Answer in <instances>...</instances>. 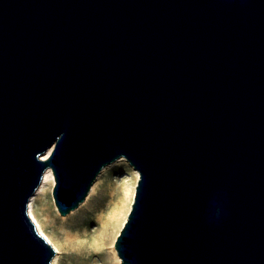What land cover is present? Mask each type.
<instances>
[{
	"label": "water",
	"instance_id": "water-1",
	"mask_svg": "<svg viewBox=\"0 0 264 264\" xmlns=\"http://www.w3.org/2000/svg\"><path fill=\"white\" fill-rule=\"evenodd\" d=\"M120 158L122 264H264V0H0V264H52L47 170L65 216Z\"/></svg>",
	"mask_w": 264,
	"mask_h": 264
},
{
	"label": "rangeland",
	"instance_id": "rangeland-1",
	"mask_svg": "<svg viewBox=\"0 0 264 264\" xmlns=\"http://www.w3.org/2000/svg\"><path fill=\"white\" fill-rule=\"evenodd\" d=\"M52 149H50L49 152H51ZM48 156L49 155H47V157ZM45 157L46 156H43V159ZM135 171L136 170L125 158H120L116 162L110 164L104 168L102 173L97 178V181L93 186L95 187L94 193L92 195H88V197L90 196L88 203L85 204L88 199L87 197V199L77 209L65 216H61L55 206L53 198L54 185L47 186L43 191L39 192L41 184L31 198H35L33 205L34 212L40 223L43 225L44 230L49 236H51L53 241L67 247L65 240L66 232L71 230L77 231L79 229L83 231V228L86 227L88 230V233L86 234L87 238H83L77 242V244H81V241H84L85 244L84 246H77L76 249L86 247L87 243L91 246L90 243H93L95 237L102 232V222L106 221L114 204L117 203L119 198L122 196V189L125 183H135ZM72 214L76 216L72 217L74 216ZM98 217L101 220H98ZM82 219H90L92 222L84 226V224L82 225ZM120 230L121 229H119V231ZM73 250H75V248H73L72 251ZM67 253L68 251L66 249L61 250L60 264H112L109 255V248H105V250L101 252V257L93 258L90 261H86L81 257L76 259L67 258Z\"/></svg>",
	"mask_w": 264,
	"mask_h": 264
},
{
	"label": "bare ground",
	"instance_id": "bare-ground-1",
	"mask_svg": "<svg viewBox=\"0 0 264 264\" xmlns=\"http://www.w3.org/2000/svg\"><path fill=\"white\" fill-rule=\"evenodd\" d=\"M50 152H48L49 155ZM47 157V156H46ZM45 157V158H46ZM135 183L133 182H126L122 189V196L119 198L118 202L114 204L110 215L106 219V221L102 222V232L95 237L93 240V243L86 244V247L83 248H77V246H84V241H81V244H77L80 240L83 238H87L86 234L88 233V230L86 227L83 228V231L80 229L77 231H67L65 240L67 247L65 245L59 244L49 236L46 231L43 228V225L38 220L35 212H34V199H31L28 207V212L30 215V218L35 223L39 233L54 247V249L57 251V254L55 255L52 264H60L61 263V250L66 249L68 251L67 258H83L86 261H90L93 258L101 257V252L105 250V248H109V255L111 258L112 264H121V259L117 253L115 242L116 239L120 233L119 229H121L128 217V214L131 210L132 203L134 201L135 193H136V186L138 183V180L140 178L139 172L135 171ZM55 185V178L53 175V172L51 169L47 170L44 174L43 182L40 187V191H43L47 186H53ZM95 191V187L92 188L89 195H92ZM90 196L86 200L85 204L88 203ZM55 203V200H54ZM55 206L58 210V207L55 203ZM59 212V210H58ZM60 213V212H59ZM61 215V214H60ZM74 215V214H72ZM70 215V216H72ZM62 216V215H61ZM68 216V217H70ZM76 215L72 216L75 217ZM67 219V218H63ZM98 220H101L99 217ZM90 222H92L90 219L84 220L82 219V225H88ZM73 244V245H72ZM71 245V246H70ZM75 248V250L72 251V249Z\"/></svg>",
	"mask_w": 264,
	"mask_h": 264
}]
</instances>
